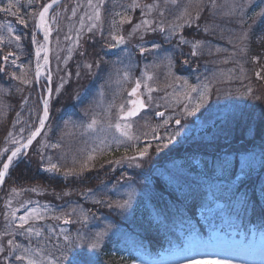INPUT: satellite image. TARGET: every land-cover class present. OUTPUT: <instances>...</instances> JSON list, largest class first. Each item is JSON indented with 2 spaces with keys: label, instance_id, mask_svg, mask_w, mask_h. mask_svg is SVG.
I'll use <instances>...</instances> for the list:
<instances>
[{
  "label": "trees",
  "instance_id": "trees-1",
  "mask_svg": "<svg viewBox=\"0 0 264 264\" xmlns=\"http://www.w3.org/2000/svg\"><path fill=\"white\" fill-rule=\"evenodd\" d=\"M47 1L12 0L17 17L15 24L21 36L19 55L13 52L16 45L0 36V152L3 153L0 167L16 146L11 143L9 132L15 139L23 141L41 118L35 77L36 49L32 39L36 35L35 14ZM71 1L63 2V11L68 9ZM227 1L213 4L212 0H206L198 10H189L192 15L198 12L200 19L194 20L190 27L184 25L178 37L167 38L164 31L158 29L145 35L154 41L148 46L160 41L157 52L170 56L171 73L176 81H187L186 85L200 89L208 86L209 98L186 120L201 125L215 136L206 143L180 144L169 140L161 152L152 150L140 159L141 168L119 158L120 150L93 153L88 146L90 129L87 127L92 119L97 120V127L103 125L106 107L110 103L115 107L124 100L121 94L126 91H117L113 61L117 60L121 67L137 60L139 67L144 58L145 54L137 50L124 58L121 49L109 46V33L116 32L117 28L122 35L130 33L140 8L124 7L133 4V0H107L103 5L105 24L100 30L84 33L64 69L58 66L57 36L53 35V94L49 123L27 155L14 162L0 189V240L4 246L0 251V264H19L15 257L20 254V249L13 251L8 240L22 246L30 241L43 243L41 238L25 229L16 233L7 230L8 184L23 190L28 186L38 188L34 192H25L24 197L35 204L51 206L55 214L48 216L51 223L59 225L53 218L58 215L74 217L72 223L66 225L71 227L68 235L73 233L72 239L76 242V247L65 259L71 264L92 253L85 244L91 242L92 235L97 232L106 235L101 249L94 254L95 264H124L125 255L131 258L135 251L158 256L161 251L180 244L184 234L193 227L199 225L202 229L197 220L199 209L217 203L222 205L217 218L222 220V225L231 224L246 233L264 230V79L255 75L260 72L264 77V41L260 39L264 35V17L256 15L262 11V2L259 4L257 0L247 8L245 2L231 6L230 0ZM162 8L170 10L171 14L177 7ZM116 13L130 16L132 23L117 24L108 31V22L111 25L114 19L120 20ZM4 17L5 13L0 11V22ZM18 19H24L27 26ZM249 25L250 39L241 43L238 37ZM205 26L209 28L208 32L203 31ZM139 34L129 35V41H136ZM181 36L190 42H202L197 55L190 54L191 43H180ZM245 44L247 54L241 52ZM148 53L154 55V52ZM5 55H9L7 62L3 60ZM13 59L15 65L11 62ZM87 64L93 67L89 69ZM67 72V83L61 88ZM13 73L31 83L16 79ZM138 74L135 70L133 76L138 77ZM111 113L114 119L116 110ZM4 149L8 151L3 152ZM90 154L96 157L92 161H88ZM85 163L88 167L81 172ZM171 163L186 174L198 173L200 179L197 181L202 185L169 184L162 168ZM50 164L58 165L60 171H46ZM69 169H75L79 174L65 176ZM129 197L128 208L115 207ZM82 202L90 205L89 215L98 212L90 218L93 221L83 222L82 214H73V209ZM109 203L113 206L108 207ZM103 220H108L104 226ZM47 230L43 228L45 235ZM85 230H91V234L84 233V237L77 240ZM58 239L55 246L61 249L67 242Z\"/></svg>",
  "mask_w": 264,
  "mask_h": 264
},
{
  "label": "rangeland",
  "instance_id": "rangeland-1",
  "mask_svg": "<svg viewBox=\"0 0 264 264\" xmlns=\"http://www.w3.org/2000/svg\"><path fill=\"white\" fill-rule=\"evenodd\" d=\"M220 1L223 0H212V3H221ZM239 1L245 2V7L249 8L257 0H230V5L236 6ZM10 2L12 3V0H0V8L5 7ZM137 2H140L141 4L139 6V16L130 29V33L132 32L134 25L139 24L141 20L147 19L153 22L152 28L159 30V28L162 26L165 29L164 33L166 34V37L173 38L176 35L178 37L182 33V30L184 28L183 26L182 29H177L175 32H172V28L174 25L183 23V21L178 18L182 16L184 10L186 8L188 9V11L191 9L198 10L201 6H204L206 0H203L202 5H198L196 3V0H191V2L190 0H175V2H173V0H137ZM227 2H229V0ZM259 2H262V10H264V0ZM92 3L93 7H90L88 0H72L66 11H63V8L61 7H57L50 13L49 19L50 24L52 25L51 35L56 34L57 36L56 54L58 57V66H61L63 69L67 65L68 59L73 55L76 47L81 40V37L95 22L89 19V16L93 14L94 6L99 3V0H92ZM106 3L107 0H103L102 4L100 5L101 20L95 22L98 26L93 29L100 30L105 24L103 5H105ZM157 4L159 5L158 8L153 7L152 9H148L145 7V5ZM131 5L132 4H127V7L130 8ZM171 6L177 7L175 10H173V12H171L172 16L169 12L170 10L168 11L167 9L162 8H170ZM73 10H75V16H73ZM4 13L5 17L0 22V36H2L3 40H5L6 38V41L10 42L12 45H16V50L13 52L15 55H19V50H21L22 47L20 46L21 39L19 41L16 40V36H20L19 27L15 24V20H17L16 14L12 15L11 13ZM53 17L55 18L54 20L52 19ZM18 20L20 21V19ZM81 22H83V27ZM108 24V26L110 27L109 22ZM9 26L12 29L11 31H9ZM149 32L152 31H144L142 29L140 31V34L138 35V39L136 41L133 40L132 42L129 41V33H124L123 35L126 38V43L119 44L115 47L123 51L124 58L127 55H130V53L134 54L135 50L145 55L139 67H137V60L133 61L132 63L124 64L121 67L117 65V60L113 61L115 63L113 64L112 68L113 71H115L117 74V91H126V93L121 94L124 95V100H122V102H119V104L115 107H113V103H110V106L106 103V105L108 106L106 107L107 114H104V124L98 127L96 125L95 128L90 129L88 135V146L89 148H91V150L100 149L104 146H107L104 152H114V150H120L121 155L119 158L125 160L127 163H130V165L140 164L139 160L142 158H140L137 149L148 147L149 152L152 150H155V152H161L162 147L165 146L169 140L178 142L180 144H187L192 142L206 143V140H210L213 136H215V133L213 134L211 132H208L207 130H204L201 125L196 126L195 124L189 123L186 119L190 115L182 114L184 105L188 103L183 98L188 85L184 84L181 80L176 81L177 78L172 76V65L171 68H169L170 56L168 54L157 52L158 49H155V51L153 50V46H148L151 42H154L151 39H147V36H145ZM34 37L36 41L35 43L33 42L35 49L37 48V46L44 45L45 42L42 37H37V35ZM155 42V44L160 45V41ZM109 43L112 44L114 43V41H112V39L110 38ZM142 48H147L149 49V51L142 52ZM148 52H154V55ZM44 55L45 53L42 51L39 61L40 63L43 60ZM135 70L139 71L138 78L142 83L140 93L144 96L147 103H149L152 107L149 108L148 112H144L140 117L136 119L123 120L120 119V105H123L125 110L129 107V100L131 97L128 95V91L135 84V77L133 76ZM125 72L129 73V78L127 81L124 79ZM47 73L48 72H46V69L44 68L43 74H41V83L44 86L46 85V80L49 76ZM149 75L153 77V79L150 81L147 80V76ZM68 77L69 73L67 72L63 76L61 82L62 87L67 83ZM145 85H148L153 89V91L151 92V99L148 98V87H146ZM201 90H203V88H201ZM42 91H44L43 87ZM190 95L195 99H199L198 94L195 92H191ZM177 100H179V103H177ZM193 106L194 102L192 105H189L190 108ZM114 109L116 110V117L113 119L111 112ZM161 109H165L166 111L170 110V112L164 114L163 117L157 116V113L160 112L159 110ZM169 117H171V119L167 124H165L164 121L168 120ZM177 118L182 121L179 125L175 123V120ZM116 123L129 124L131 127L128 129V131L129 134L134 137V139L130 140L127 137L122 136L121 132L114 127ZM48 131L49 130H47V132ZM132 157H135V159H131ZM141 167L142 166H140L139 168ZM162 170L165 171V175L168 177L169 184L181 182L186 187L191 185H202L201 182L197 181L198 179H200L198 173L194 172L191 175L186 174L187 172L184 170H179V166L175 163L169 164L165 168H162ZM238 178L239 177L237 176L236 180ZM211 185H214V183H212ZM7 189L8 196L6 203L8 205V213L6 216L7 223L5 224V226L9 227V229L7 230H11L14 233L22 231V229L18 226L19 220L13 219L11 217L12 211H15L16 216L19 217L25 215L26 212L31 210L32 208L39 207L43 212L45 218L43 220L30 223L37 230H42L43 234L38 237L42 239L43 243L40 245L38 241H30L26 243L24 247H27L29 249H43V251L37 255V258L43 259L44 264H48L49 256L59 261L61 259V253L60 251H58V247L55 246V243H57V239L60 238L61 235H68L71 229L70 226L61 225H68L64 223V218L73 220L74 217L69 216L68 214L66 217H64V214L58 215L57 217L62 218L57 219V223L59 224L57 226L56 224L51 223L48 220V216L54 214L51 206L35 204L31 200L28 201V199L24 197L25 192H30L29 189H33V187L28 186L24 189V191H21L23 189L18 188L16 185L8 184ZM13 189H16L19 194H13ZM35 189L39 190L38 188ZM220 207L221 203H217L215 206L203 210L204 212H208V214L212 216L213 228L210 232V235H202L199 231L193 229L185 234V237L183 239L184 244H187L189 242L196 243L200 240H211L214 244L235 249L236 256L232 257V264H264V232L253 231L250 235L245 236L243 232H238L236 229L228 226H225V229L222 226H219L217 228V225H221L219 223H222V220H215L214 217L218 215ZM88 208H90V205H87L86 202H82V205L75 208V212H73V214H82V216L83 214H87L88 220L93 221L90 218L97 216L98 212L93 211L92 214L89 215ZM107 221L108 220H103L102 226H104V222ZM25 227H27V225ZM43 228L48 229L46 235L43 231ZM61 230H63V232ZM84 233L91 234V230H85L79 235V238H83ZM69 236L72 238L73 233L69 234ZM103 237L100 239L101 245L103 242ZM94 239L95 235L93 234L91 242H93ZM60 240H64L63 237H61V239H58V241ZM91 242L87 241V244H85L87 245L88 250L92 253L94 252V254H96V252L98 253L101 247L94 251L93 249H91V247H89ZM0 247L4 249L1 240ZM176 248L177 247H173L167 252H162L156 258H151L141 251H136L133 254L135 259H133L130 264H169L172 253ZM19 264H27V261H19ZM64 264L71 263L69 260H65ZM124 264L126 263L124 262Z\"/></svg>",
  "mask_w": 264,
  "mask_h": 264
},
{
  "label": "snow or ice",
  "instance_id": "snow-or-ice-1",
  "mask_svg": "<svg viewBox=\"0 0 264 264\" xmlns=\"http://www.w3.org/2000/svg\"><path fill=\"white\" fill-rule=\"evenodd\" d=\"M89 2V6L93 7V3L92 0H88ZM103 0H99V3H97L94 6V11L93 14L89 16V19L98 22L101 20V13H100V5L102 4ZM173 2H175V0H173ZM191 2V0H190ZM59 0H51L50 3L46 4L43 6L42 10L39 11L36 15V18L38 19V24L36 25L39 29L43 30L44 32V45L42 46H37L36 50H35V55H36V59H37V63H36V76L39 77L41 75V64H40V57H41V52L43 51L45 53L44 55V65H47L49 63L48 61V57H47V52H48V48H47V44H48V40H49V36L51 34L52 31V25L49 23V10L53 8L54 5L58 4ZM196 3L198 5H202L203 4V0H196ZM139 3L137 2V0H133V4L131 5L132 8H136L139 7ZM15 7V5L13 3H9L7 4L5 7L0 8V11L6 12V13H11L12 15H15V13L13 12V8ZM146 8L148 9H152L153 7H159V5H145ZM257 16L260 17H264V10H262L260 13L256 14ZM73 16H75V10H73ZM116 16L120 17L119 21H116L115 19L112 21L113 26L115 27L117 24L123 25L124 23H132L131 17L127 16V15H121L120 13H116ZM53 20L55 19L54 17L52 18ZM178 19H181L183 21L182 24H177L174 25L172 28V32H175L177 29H182V27L184 25L187 26H191L194 20H199L200 19V15L197 12L195 15H192L188 12V9L186 8L184 10V13L182 14L181 17H179ZM93 23L89 28L88 31H92L93 28H96L98 25L97 23ZM255 22V21H253ZM20 23L25 24V26H27V22L24 19L20 20ZM152 21L150 20H141V22L139 24L134 25L133 30L131 33H129V35H135L137 32H140L142 29L144 31H156L155 28H152ZM82 27H83V22H81ZM11 27L9 26V31H11ZM159 31L163 32L165 31V29L161 26L159 28ZM204 32H208L209 28L207 26H205V28L203 29ZM251 32V25H249L248 30L244 31L241 33V35L238 37V40L243 43L244 41H247L250 39L249 33ZM111 36L112 41H114V43L110 44V47H116L119 44H124L126 43V38L124 35L120 34V29L117 28L115 33L110 32L109 33ZM142 38V37H141ZM21 39L20 36H16V40L19 41ZM260 39L262 41H264V35H261ZM33 42L35 43V37H33ZM180 43L182 44H189L191 43V47H192V51H191V55L195 56L198 54V49L200 47H202V42L199 40H196L194 42H190L189 40H187L186 38H184L183 36H181L180 39ZM160 45L159 44H154L153 45V49H159ZM142 52H146L149 51V49L147 48H142L141 49ZM241 52L244 54H247V45L245 44L242 48H241ZM9 55H13V54H9ZM9 55H5L3 56V60L5 62H7L9 60ZM12 64L15 65L16 60L13 59ZM185 64L188 63L187 60L184 61ZM172 65V61L169 58V68H171ZM87 68L91 69L93 67L92 64H87L86 65ZM79 75V73L77 74ZM147 75V74H146ZM255 75L258 78L264 79V77L261 76L260 72H256ZM13 76L16 79H21L22 82L24 83H31V81L29 80H24L22 77H17L15 73H13ZM129 78V73L125 72L124 73V79L127 81ZM48 79H51V76H48ZM153 77L152 76H147V80H152ZM185 84H187V81L184 82ZM146 87H148V93L149 96L148 98L151 99V92L153 91V89L148 86L145 85ZM62 87V85H61ZM141 88V81L140 80H136L135 81V86L131 89V92L129 93L131 96H135L136 99L131 101L132 107L129 108L127 111H125L124 106L120 105V113H121V119L123 120H127L130 119L134 116H137L140 111L142 109L145 108V101L140 98V96L138 95L139 91ZM191 92H195L198 94L199 99H195L194 97H192L190 95ZM49 93H51V89H49ZM248 94H251V91H248ZM183 98L185 101H187L188 103L184 105L183 108V113L182 114H186V115H194L196 111L199 110L201 104L209 98V88L207 85L203 86V90H201L198 87H194L191 85H188L187 90L185 91ZM194 102V106L193 107H189V105H192ZM177 103H179V100H177ZM48 106H49V102L48 100L44 101V110H43V118L39 120V127H37L34 131H32L30 133V135L26 138V141L22 142L21 140H17L14 138L13 133L9 132L8 136L11 137V143L14 145H17L13 150H11L10 155H8L6 157V160H4L2 162V167H0V186H3V184L5 183V177L9 174L10 171V167L13 166L14 162L18 161V159L21 156H26L27 152L25 151L26 149L29 148V146L32 144L33 140L36 139L37 136H39L41 134V131L44 129L45 127V121L48 119L49 117V110H48ZM157 115L159 116H164L163 112H158ZM171 119V117H169L168 120H165L164 123L167 124L169 122V120ZM176 124H180L181 120L179 118H177L175 120ZM97 125V120L96 119H92L91 123L88 124V128L89 129H93L95 128ZM112 126V125H110ZM114 127L119 130L121 132L122 136L127 137L128 139H134V137H132L129 134L128 129L131 127L129 124H123V123H116L114 125ZM21 132H23V129H21ZM166 146V145H165ZM107 146L101 147L100 149H93V153L96 152H100L103 153L106 150ZM8 149H4L3 152H7ZM137 152L139 153L140 158H144L147 157L149 154V149L148 147H145L143 149H137ZM3 156V153L0 152V157ZM96 157L95 155H89L88 156V161H92L94 160ZM131 159H135V157H132ZM140 164H136V167H140ZM88 167V164L85 163L81 166L80 171L82 172L85 168ZM46 171H50V172H58L60 171V168L58 165L56 164H50L49 167L46 169ZM79 173L76 172L75 169H69L67 172L64 173L65 176L67 175H78ZM37 189L33 188V189H29V191H36ZM24 191V190H21ZM13 194L18 195L19 192L16 189L12 190ZM101 201H97V203H100ZM131 204V197H129L128 200H125L123 202H118L115 207L119 208V209H126L130 206ZM108 207H112L113 205L111 203H109L107 205ZM10 207V204H9ZM73 212H75V209H73ZM67 214H64V217H66ZM11 217L13 219H17L19 220V228L21 229H25V231L29 234H35L37 236H41L42 230H37L30 222H35V221H39V220H43L45 218L43 212L41 211V209L39 207H35L32 208L31 210L27 211L25 215L23 216H16L15 211L11 212ZM54 219H61L62 217H53ZM88 220V216L87 214H83V222H87ZM64 223L65 224H69L72 223L71 219L68 218H64ZM27 225V227H25ZM63 232V230H61ZM106 235V233H96L95 234V239L93 242L90 243L89 247H91V249H93L94 251L99 249L101 247V243H100V239ZM63 239L67 242L63 248L58 249V251H60L61 253V259L59 261L53 259L51 256L48 257V264H64L65 259L67 258V256L71 253L72 249L76 247V242L75 240H73L69 235L64 234L63 235ZM77 240L79 239V237L76 238ZM195 239V238H194ZM8 244L10 246H12L13 251H15L16 249H20V254L16 255V259L18 261H27V264H44L43 259H38L37 255L43 251V249L37 248V249H29L27 247H24L22 245L19 244H14L13 240H8ZM0 251H3V248L0 247ZM236 256V252L234 248L231 247H225V246H220L217 244H214L211 240L208 241H204V240H200L199 242L193 243V242H189L187 244H181L179 245L175 251L172 253L171 259L169 261V264H232V257ZM74 264H95V256H94V252L93 253H88L83 260H74Z\"/></svg>",
  "mask_w": 264,
  "mask_h": 264
},
{
  "label": "water",
  "instance_id": "water-1",
  "mask_svg": "<svg viewBox=\"0 0 264 264\" xmlns=\"http://www.w3.org/2000/svg\"><path fill=\"white\" fill-rule=\"evenodd\" d=\"M61 1H63V0H59V2H61ZM51 2V0L48 2V3H50ZM48 3H46V4H48ZM45 4V5H46ZM42 10V9H41ZM37 24H38V20H37ZM37 29H38V27H37ZM39 30V29H38ZM42 35H43V37H44V34L42 33ZM47 48H48V52H47V57H48V61H49V63L47 64V65H44V59H43V61L41 62V68H43L44 66H47V68H48V70H49V72H50V75H51V52H52V45H51V38H50V36H49V40H48V44H47ZM37 77V76H36ZM37 84H38V89H39V96H40V100H41V103H42V109L44 110V101L45 100H48V102H50V97H51V93H52V83H51V80H49V87H48V90H47V92H46V94L45 95H43V93H42V91H41V86H40V76L39 77H37ZM49 89H51V93H49ZM131 92V91H130ZM129 92V93H130ZM138 95H139V93H138ZM140 96V98H142L143 100H144V98H143V96H141V95H139ZM134 99H136V97L135 96H133V98L130 100V104H131V101L132 100H134ZM145 101V100H144ZM145 108L144 109H142L141 111H140V113L143 111V110H145L147 107H148V105L145 103ZM131 107H132V104H131ZM130 107V108H131ZM48 110H49V106H48ZM163 112V111H162ZM139 113V114H140ZM164 113V112H163ZM138 114V115H139ZM157 116H159V115H157ZM135 117V116H134ZM42 118H43V114H42ZM48 120H49V117H48V119L45 121V127H46V125H47V123H48ZM39 127V126H38ZM45 127H44V129H45ZM44 129L41 131V134H42V132L44 131ZM40 134V135H41ZM39 135V136H40ZM39 136H37L36 137V139L35 140H33V142H32V144L38 139V137ZM24 141H26V140H24ZM23 141V142H24ZM31 144V145H32ZM30 145V146H31ZM29 146V147H30ZM9 155H10V153H9ZM8 176V175H7ZM7 176L5 177V181H6V179H7ZM2 186H0V188H1Z\"/></svg>",
  "mask_w": 264,
  "mask_h": 264
},
{
  "label": "bare ground",
  "instance_id": "bare-ground-1",
  "mask_svg": "<svg viewBox=\"0 0 264 264\" xmlns=\"http://www.w3.org/2000/svg\"><path fill=\"white\" fill-rule=\"evenodd\" d=\"M51 11H49L48 17L50 16ZM49 23H50V19H49ZM39 29V28H38ZM39 32L42 34H44L43 30L39 29ZM41 74H43V69L41 68Z\"/></svg>",
  "mask_w": 264,
  "mask_h": 264
}]
</instances>
